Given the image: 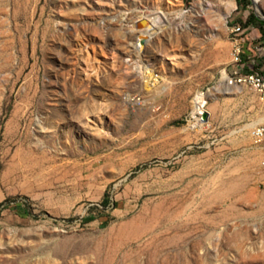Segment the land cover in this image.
Returning <instances> with one entry per match:
<instances>
[{
    "label": "rangeland",
    "instance_id": "obj_1",
    "mask_svg": "<svg viewBox=\"0 0 264 264\" xmlns=\"http://www.w3.org/2000/svg\"><path fill=\"white\" fill-rule=\"evenodd\" d=\"M201 1L0 0V264H264V104L222 90L237 24L264 73V0Z\"/></svg>",
    "mask_w": 264,
    "mask_h": 264
},
{
    "label": "bare ground",
    "instance_id": "obj_2",
    "mask_svg": "<svg viewBox=\"0 0 264 264\" xmlns=\"http://www.w3.org/2000/svg\"><path fill=\"white\" fill-rule=\"evenodd\" d=\"M67 1H71V2L76 3V4H78V3L81 4L83 2H90V0H66V3H67ZM98 1L103 2L105 0H98ZM261 1L262 0H253V2L255 3L254 5L257 8H258V5L261 3ZM210 5H211L210 0H202L200 3H197L195 6L198 8H202L203 10H207L208 9L207 7ZM235 8H236V3L232 0H226V2L223 5L217 6L216 13H217L218 20H220V21L224 20L226 17H228L231 14V12L233 10H235ZM148 17H149L151 24H150V26H148V28L146 30H144L142 32L141 39L139 40V42L142 40H146V38H152V36L154 34H156L161 29L162 23L164 22L163 21L164 18L159 14H157V15L154 14L153 16H148ZM168 25L170 26V24H168ZM101 29H103L102 23L99 24L96 27V29L93 30V32L96 33V35L102 36L101 35ZM145 48H146V45L145 46L142 44L140 45L141 51H142V49H145ZM138 52L140 53L139 50H138ZM134 70L138 71L139 74L141 75V77H143V79H147V82L151 81V79L153 77L155 78V75L153 76V70L154 69L153 70L149 69V67H144V66H141L140 64L137 65L136 67H131L129 69L121 71V74L125 75L127 78L129 75H131V72ZM227 77H228L227 73L224 72L223 73V79H227ZM230 83L243 85L242 83H234V82H230ZM116 91L120 92L121 90H119V88H117ZM98 93L102 98H105L104 97L105 94L102 91H99ZM122 93H123V91H122ZM80 94H81L80 91L77 88L73 87V91H71V94L68 96H67V94H65V96H64L65 102L64 103L61 102V103H63L64 107H66L67 109L70 110V106L73 103L77 102ZM125 98H126L127 104L129 102H131V95L128 92L125 93ZM127 104L125 106H127ZM125 106H123V108L120 107L118 109L122 110L125 108ZM123 111H125V110H123ZM204 111H205V109H204V95L201 94L197 97V104H196L195 112H196V115L198 117H201ZM59 116H61V115H59Z\"/></svg>",
    "mask_w": 264,
    "mask_h": 264
},
{
    "label": "built area",
    "instance_id": "obj_3",
    "mask_svg": "<svg viewBox=\"0 0 264 264\" xmlns=\"http://www.w3.org/2000/svg\"><path fill=\"white\" fill-rule=\"evenodd\" d=\"M245 29L242 25H235L231 30V61L227 79L229 82L242 83L255 93L259 100L264 104V73L258 70H251L249 63L246 62ZM251 60L250 56L248 57ZM251 136L255 144L264 143V123L255 126L251 131Z\"/></svg>",
    "mask_w": 264,
    "mask_h": 264
},
{
    "label": "crops",
    "instance_id": "obj_4",
    "mask_svg": "<svg viewBox=\"0 0 264 264\" xmlns=\"http://www.w3.org/2000/svg\"><path fill=\"white\" fill-rule=\"evenodd\" d=\"M251 28H254V35L256 37H258V38L262 37V39H263V35H262L260 29H258L256 27H251ZM252 63L254 64V62H252ZM222 86H223L222 90H223L224 94L226 96L232 97V100H235V99L238 100L239 96L235 97L236 93L238 91H242L243 92L247 88V87H244V85L232 84V83H230L228 81V79H224L222 81ZM248 94L251 95V99H252V101L254 103V106H253V108H254L253 111L254 112L253 113L256 114V112H257L256 109H259V108L261 109V107H262L261 106V101L259 100L258 96L255 93H253L251 90H250V92H248ZM262 108H263V111H264V107H262ZM254 117H256V115H254Z\"/></svg>",
    "mask_w": 264,
    "mask_h": 264
},
{
    "label": "trees",
    "instance_id": "obj_5",
    "mask_svg": "<svg viewBox=\"0 0 264 264\" xmlns=\"http://www.w3.org/2000/svg\"><path fill=\"white\" fill-rule=\"evenodd\" d=\"M238 1V5H239V9H246L248 6L251 5V1L249 0H237ZM244 25L246 27H256L258 29H260L263 37H264V20L254 16L253 14H251L247 21L244 23ZM109 203L108 198L104 200L103 205L107 206Z\"/></svg>",
    "mask_w": 264,
    "mask_h": 264
},
{
    "label": "water",
    "instance_id": "obj_6",
    "mask_svg": "<svg viewBox=\"0 0 264 264\" xmlns=\"http://www.w3.org/2000/svg\"><path fill=\"white\" fill-rule=\"evenodd\" d=\"M253 2V0H251ZM253 4H255L253 2ZM209 118H210V113L208 111H204L202 116H201V120L204 122V123H207L209 121Z\"/></svg>",
    "mask_w": 264,
    "mask_h": 264
}]
</instances>
